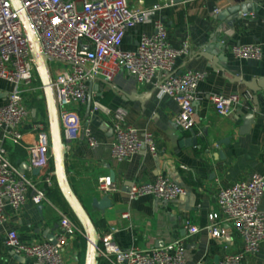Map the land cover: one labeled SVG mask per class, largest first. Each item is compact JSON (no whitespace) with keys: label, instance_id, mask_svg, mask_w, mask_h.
<instances>
[{"label":"crops","instance_id":"crops-1","mask_svg":"<svg viewBox=\"0 0 264 264\" xmlns=\"http://www.w3.org/2000/svg\"><path fill=\"white\" fill-rule=\"evenodd\" d=\"M126 2L136 10L156 7L153 18L164 23L169 45L179 48L184 41L190 45L193 54L176 58L175 68L203 73L197 85L199 98L194 104L192 132L196 136V145L185 143L191 133L183 131L174 122L178 106L171 97L158 96L153 85H137L130 75L120 71L112 82L102 83L98 88L100 101L108 107V114L95 110L86 115V106L79 108L82 125L89 126L98 145L92 148L84 139L64 138L65 169L72 190L89 211L97 233L112 232L115 243L120 247L148 249L156 247V243L160 247L182 239L185 264H219L225 251L240 255L241 264H264V241L257 251H246L240 237L230 224L225 223L217 206L220 187L247 180L253 174L261 175L264 181V90L257 92L259 112L254 114L249 131L242 134L239 133L243 123L241 118L254 108L252 100L240 99L237 109L228 115L218 114L209 100V96L215 93L227 95L249 91L253 95L241 82L230 81L231 75L245 81L264 77V0H250L251 12L238 18L236 14H230L223 20L216 15L226 8L242 4L243 0ZM216 8L220 9L217 14L213 12ZM152 28L151 23H145L128 29L122 40V49H132L139 34L149 33ZM212 37L216 38V43L222 41L229 48L224 52L227 61L219 62L228 73L211 67L207 59L197 55L202 45ZM234 44H259L262 57L235 58L230 50ZM10 88L7 81L0 79V106L5 104ZM144 94L147 95L137 99ZM25 107L27 116L20 126L21 141L15 144L5 140L3 146L11 164L32 177L36 174L27 167V146L35 139L32 127L41 123L48 128L43 91L32 96ZM119 122L134 127L140 133H151L155 153L145 149L127 159L117 160L111 154L110 144L113 139L111 128ZM225 138H229L227 143L217 144ZM219 151L222 157L218 155ZM160 174L181 186L184 194L168 202L148 195L132 200L128 198L131 183L149 182ZM106 175L111 177L115 189L109 194L111 206L101 213L90 207V202L101 197L98 181ZM54 190L51 198L46 194L49 202L34 205L28 199L17 211L5 207L8 218L0 226V264H37L34 259L21 255L23 259H17L5 245V234L14 229L23 242L48 241L47 235L58 228V210L63 211L57 186L49 191ZM259 209L264 213V194ZM211 212L219 215L218 223L224 230L220 238H213L207 229ZM124 213L128 214L126 218L122 217ZM69 215L73 219L71 212ZM186 221L196 225L198 232L189 235L184 227ZM85 245L83 235L70 239L62 250L63 264H83Z\"/></svg>","mask_w":264,"mask_h":264},{"label":"built area","instance_id":"built-area-1","mask_svg":"<svg viewBox=\"0 0 264 264\" xmlns=\"http://www.w3.org/2000/svg\"><path fill=\"white\" fill-rule=\"evenodd\" d=\"M25 14L48 64L51 87L54 92L59 126L66 140L84 139L89 147L98 141L89 126L82 125L79 108L90 98V111L108 114L109 109L100 101L98 88L110 83L125 71L137 85L151 84L157 95H167L178 106L174 122L189 131L195 125V107L198 100L197 85L203 73L195 70H177L175 60L190 57L193 52L188 41L179 48L169 45L166 28L153 18L151 9L136 10L126 0H17ZM220 9L213 10L217 14ZM152 24V31L141 32L132 49H122V40L128 29L135 25ZM238 59H260L259 44H234L230 48ZM0 79L11 88L5 104L0 106V226L7 221L5 207L17 211L28 199L34 205L49 202L47 191L56 186L51 165L48 128L41 123L32 127L35 139L27 146L30 171L26 176L14 167L3 146V141L18 143L22 139L20 126L27 116L25 103L42 91L25 35L22 21L10 0H0ZM249 91L242 94H211L209 100L216 112L228 115L234 112L240 99H251ZM113 139L111 154L117 160L127 159L141 150L155 153L152 135L138 132L125 123L111 128ZM115 186L110 176L98 181L100 196L109 195ZM184 194V189L167 176L160 174L154 180L131 183L127 196L130 200L148 195L161 201H172ZM264 194L263 177L253 174L249 179L220 187L217 206L240 237L243 248L257 251L264 241V213L259 203ZM127 213L122 215L123 218ZM218 213L208 215L207 227L213 238L224 234L218 223ZM189 235L198 227L184 223ZM82 235L80 226L64 211L58 210V228L50 241L23 242L17 232L10 229L5 234V245L15 254L32 258L37 264H63L62 250L70 239ZM96 252L99 264H185L182 239L160 247L141 249L137 246L120 247L112 232L98 234ZM219 264H241V257L225 251Z\"/></svg>","mask_w":264,"mask_h":264},{"label":"water","instance_id":"water-1","mask_svg":"<svg viewBox=\"0 0 264 264\" xmlns=\"http://www.w3.org/2000/svg\"><path fill=\"white\" fill-rule=\"evenodd\" d=\"M10 1L12 2L14 9L18 11V15L22 21L25 35L29 42L30 52L35 66L36 74L42 86L45 107H46L53 174L58 192L60 193L61 197L66 203L69 211L71 212L73 219L80 226L82 235L86 240L83 264H99V260L96 252L97 239H98L97 229L94 225V222L90 216L89 211L78 199L67 179L66 169H65L66 140L64 139L59 126L54 92L51 87L50 72L46 61V57L40 48L39 42L30 24L28 23L25 14L20 10L18 1L17 0H10ZM251 11H252V6L250 0H243L242 4L235 5L222 10L216 15V17L220 20H223L230 14H236V18H238L241 15H245ZM216 42H217L216 38L214 37L210 38V41L202 45V47L200 48L201 50L197 53V55L203 56L205 59H207L211 67L216 68L222 71L223 73H225L227 72L226 67L220 66L219 62L227 61V57L224 55V52L227 51L229 48L227 45L222 43V41H218L220 43H216ZM218 50L220 51V53L219 52L216 53V51ZM230 81L241 82L243 85H245L249 90L253 92L251 100H252V104L254 105V108L242 116L241 119L243 123H242V127L239 129V133L241 134L246 133L249 131L254 121V114L259 112L256 94L258 91H261V89L264 90V77L259 79L252 78L249 81H245L240 79V77L238 76L231 75ZM147 94L141 95V97H137V99H141L142 97H145ZM90 106H91V102H90V98H88L86 103V115H88L90 111ZM189 132L191 133V136L185 141V143L195 146L196 136L192 132V129L189 130ZM228 141L229 138H225L222 139L221 141H218L217 144L220 145L222 143H227ZM218 155L222 157V153L220 151L218 152ZM33 173L36 174L37 170H33ZM110 206H111V199L109 195H103L99 198H93L90 202V207L101 213L104 212ZM46 238L48 241L53 243L52 234L47 235ZM158 246L159 244L156 243V247ZM12 253L17 259L19 260L23 259V257H21L20 255L14 254V252Z\"/></svg>","mask_w":264,"mask_h":264},{"label":"trees","instance_id":"trees-1","mask_svg":"<svg viewBox=\"0 0 264 264\" xmlns=\"http://www.w3.org/2000/svg\"><path fill=\"white\" fill-rule=\"evenodd\" d=\"M47 193H48V195H49L50 198H51V195H52L53 193H55V190H54V192H53V191H48ZM56 193H57V191H56ZM60 206H61V208H62L63 211L68 212V213L70 214V211H69V209H68L66 203L62 200V198H61ZM100 264H101V263H100Z\"/></svg>","mask_w":264,"mask_h":264}]
</instances>
